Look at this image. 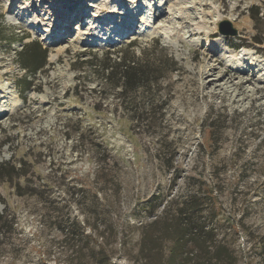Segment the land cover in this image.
<instances>
[{"label": "rangeland", "instance_id": "374dc122", "mask_svg": "<svg viewBox=\"0 0 264 264\" xmlns=\"http://www.w3.org/2000/svg\"><path fill=\"white\" fill-rule=\"evenodd\" d=\"M0 164V264H264V0H0Z\"/></svg>", "mask_w": 264, "mask_h": 264}, {"label": "trees", "instance_id": "16d2710c", "mask_svg": "<svg viewBox=\"0 0 264 264\" xmlns=\"http://www.w3.org/2000/svg\"><path fill=\"white\" fill-rule=\"evenodd\" d=\"M19 62L22 67L28 70L29 74H34L38 70L42 69L47 63V52L41 44L37 41L32 44L24 46L23 50L19 53ZM125 65V62L121 64ZM138 68L130 65H125L121 68L120 79L123 80L126 88L130 90L139 86L143 82L144 71L142 74L136 71ZM146 76V75H145ZM27 77V76H26ZM145 80V78H144ZM11 171L5 167L4 164H0V179L11 177ZM200 207L197 203H190L186 207L180 208L179 222L173 231L175 239L173 240V247L171 248V257L176 263L180 258V261L184 262L191 259L193 253L196 250L210 252V248H215V237H213L212 230L208 225L202 221L204 218L200 215ZM2 217V216H0ZM210 244V245H209ZM221 252L216 249L214 259L221 258ZM169 258V260H170Z\"/></svg>", "mask_w": 264, "mask_h": 264}, {"label": "water", "instance_id": "95a60500", "mask_svg": "<svg viewBox=\"0 0 264 264\" xmlns=\"http://www.w3.org/2000/svg\"><path fill=\"white\" fill-rule=\"evenodd\" d=\"M223 24H226V25H228V26L231 27V29H230V31H229L231 35H233V36H237L238 32H237L236 29H232V25H231V23H229V22H224V23L221 24V26H222ZM225 33H227V32H225Z\"/></svg>", "mask_w": 264, "mask_h": 264}, {"label": "bare ground", "instance_id": "6f19581e", "mask_svg": "<svg viewBox=\"0 0 264 264\" xmlns=\"http://www.w3.org/2000/svg\"><path fill=\"white\" fill-rule=\"evenodd\" d=\"M114 11V10H113Z\"/></svg>", "mask_w": 264, "mask_h": 264}]
</instances>
